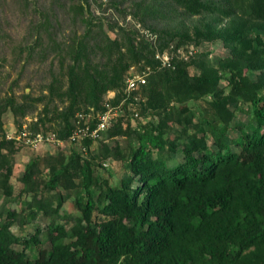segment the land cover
I'll list each match as a JSON object with an SVG mask.
<instances>
[{"label": "trees", "instance_id": "obj_1", "mask_svg": "<svg viewBox=\"0 0 264 264\" xmlns=\"http://www.w3.org/2000/svg\"><path fill=\"white\" fill-rule=\"evenodd\" d=\"M26 1L19 2L22 9L28 7ZM110 1L122 11L118 0ZM134 1L132 15L158 33V46L117 20L93 19L88 0H69L56 7L68 6L72 21L83 26L81 33L75 30L69 40L56 41L52 18H57V9L52 7L32 28L30 39L16 47L15 64L44 60L51 53L69 61L66 82L52 75L45 106L55 99L66 103L57 114L61 139L69 141L78 111L104 109L109 90L117 92L115 100L122 98L124 75L133 62L155 65L157 49L180 46L190 38L187 32L147 24L162 14L161 0ZM173 1L186 15L213 16L204 29L197 27V38L220 39L230 53L215 63L193 60L200 70L194 75L188 71L192 62L177 60L176 68L154 72L134 93L144 98L142 115L157 116L152 120L158 121L133 130V143L114 154L126 170L116 184L95 175L86 156L93 145L89 136L78 143L85 150L73 149L66 161L35 156L15 193L11 178L16 148L6 137L4 115L11 111L25 117L44 97L2 94L7 78L0 69V191L16 204L0 210V264H264V0ZM5 3L0 0V7ZM223 19L228 22L218 27ZM116 26L118 35L112 38L108 30ZM202 98L215 123L207 121L192 135L185 127L182 135L167 136L171 122L184 126L194 120L188 103ZM241 102L250 104L253 122L238 125L231 138L226 136V125L235 116L231 105ZM125 119L114 122L97 142L127 133L121 124ZM179 149L183 155L173 163ZM75 189L78 212L66 213L61 190ZM45 191H56L57 196L45 198ZM39 213L50 218L45 230L38 226L24 239L13 232V225L30 223Z\"/></svg>", "mask_w": 264, "mask_h": 264}, {"label": "rangeland", "instance_id": "obj_2", "mask_svg": "<svg viewBox=\"0 0 264 264\" xmlns=\"http://www.w3.org/2000/svg\"><path fill=\"white\" fill-rule=\"evenodd\" d=\"M20 1L7 0V3L0 7V33L3 34L0 37V56H3L6 53L5 57H7L5 60H2V62L0 61V69L3 70L7 78L1 87L3 90L2 94H4V92L13 91L20 97L24 93H30L33 98L44 97V99L36 101L35 108L27 113L25 117L18 118L14 116L11 111H8L4 115L6 137L17 136L20 133L23 124L27 123L32 131H54L61 140V143H45L37 148H31L24 145L22 141L17 144L11 139L16 148V152L14 153V170L11 178L15 187V193H18L22 187L20 177L22 176L26 165L35 156H40L42 158L48 156L57 157L59 158V161L62 162L67 160L73 149L80 150L78 143L72 144L67 139H61L58 135V130L61 128L59 126V122L61 120L57 117V114L65 107L66 103L55 99L53 103L49 104L48 107H45L48 101H50L48 100V91L49 86L52 83V75L55 74L57 78H61L63 83L66 82V66L69 64L68 59L64 60L61 56L59 57V55L51 53L48 58L44 60H35L29 64L21 61L15 64L12 58L15 56V53H18L16 47L24 41L30 39L29 36L30 32H32V28L43 20V14H46L52 7L57 9V18H52V22L54 25L53 31L56 32L55 39L59 43L69 40L75 30L78 31V33H81L83 31V26H81L80 23L75 24L72 21V13L68 12V6L60 8L56 7L58 6V3H66V1L68 2L69 0H28V2L26 1L28 3V7L26 9L21 8V4L19 3ZM88 1L90 4L89 9L93 12L91 17L96 20H102L110 23L115 20L119 23V20H123L126 15H132L131 12H133L135 4L134 0H118L120 4L119 8L123 11L119 12L113 5H111L110 0ZM146 3H148V1ZM160 3L163 9L162 14H158L155 18L149 19L147 24H150L158 29L164 28L173 33L178 31L181 33L187 32L189 34L190 38L182 43L186 45L192 44L196 48V53L188 60L189 62H192V64L188 67L189 74L194 75L200 72L198 63L194 62L195 60L200 62L205 58L210 60L212 63H215L218 59L223 58L230 53L229 47H227L220 39L207 40L197 38V27L203 26L202 29H204L203 24L209 23L213 16L209 14L204 16L186 15L183 13V7L177 6L173 0H161ZM134 18L137 19V17ZM55 19H57L59 23L56 22ZM227 22L228 19H223V21L218 23V27L225 26ZM117 28L118 26H116V30H108V34L112 38H115L118 35ZM178 39L179 36H177L175 40L178 41ZM176 41L174 42L177 43ZM31 42H33V39ZM133 64L135 63L133 62ZM214 65L216 67L219 66L218 63L217 65ZM225 70L221 69V73L225 74ZM224 85H226V80L222 79L221 86ZM114 91L115 90H109L104 95V99H106L109 93ZM188 105L190 106V110L193 112L194 120H192L190 124L185 123L184 126L181 123L171 122L170 130L167 133V136H170V138H175L176 135H182V130H184L185 127L188 128L187 130L189 134L192 135L193 133H196L200 127L205 125L207 121H214L215 123V120H212V112L210 111L208 101L205 98L190 101ZM231 108L235 110V116L232 122L229 123L230 125H226V136L234 138V136L237 135L238 125L251 124L253 120L251 119L252 111L250 104H244L241 102L237 106L236 104H232ZM155 117L157 116H143L141 112L140 120H136V122L126 118L125 120H122L121 124L122 130H127V133L125 132L116 136L109 135L101 141L93 142V145L91 146V153L89 152L86 156H88V159H90L94 165L95 175L100 177L101 180L110 181L112 184L118 183L121 178L126 175L125 162L117 159L114 154L117 153L119 149L127 150L129 144L133 143L135 138L132 133L133 130L141 128L148 122H157L158 120H152L155 119ZM218 126L221 129H224L223 124H218ZM208 138L209 143L212 144L210 134ZM180 148L182 149V147ZM233 148L237 150L239 149V147L235 146H233ZM181 149H179L176 157L172 159L173 163H178L180 161V158L183 155ZM106 154H108L109 157H107ZM104 163L106 164L104 165ZM44 167L45 164H43V168ZM75 182H79V179H76ZM41 190H44V188L41 187ZM45 192V198L57 196L55 194L56 191ZM61 192L66 195V200L63 202L62 210L66 213L78 212L74 202L76 189L75 191L72 190V192L69 191L65 193V191L62 190ZM29 196L31 197V195ZM11 202L12 201L7 198L2 191H0V210L5 207L12 208L13 206H16L15 203ZM5 216L6 215L4 214L3 218H5ZM49 221L50 218L48 216L43 213H39L37 218L32 220V222L25 225L17 223L13 225L12 229L16 235L22 237L23 239L29 238L33 235L38 226L42 230H45ZM60 221L69 223L66 219H61Z\"/></svg>", "mask_w": 264, "mask_h": 264}, {"label": "built area", "instance_id": "obj_3", "mask_svg": "<svg viewBox=\"0 0 264 264\" xmlns=\"http://www.w3.org/2000/svg\"><path fill=\"white\" fill-rule=\"evenodd\" d=\"M119 24L124 27L136 29L140 37L146 39L155 46H158V33L151 31L143 26L142 22L135 19L129 14L123 20H119ZM196 53L194 45L171 44L163 50L157 49L154 53L156 64L151 65L144 60L135 63L129 67L124 76V87L122 88V98L115 100L117 92H111L104 101V109L95 111L91 108L87 112L76 113L74 121V129L69 137V142L79 143L85 137H92L93 142H97L102 137V132L106 131L119 118L125 117L133 122L140 120L141 109L140 104L144 101L139 92L141 87L147 84L149 77L156 71L163 68H176L177 60L188 61ZM113 91V90H112ZM133 94L135 95L133 98ZM115 100V101H114ZM92 121L95 125L92 127ZM9 139L21 142L31 148H37L45 143L60 142L54 131H32L27 123H24L20 133L17 136H8ZM80 149L85 150L81 147Z\"/></svg>", "mask_w": 264, "mask_h": 264}]
</instances>
